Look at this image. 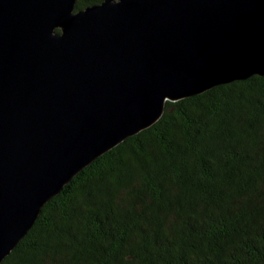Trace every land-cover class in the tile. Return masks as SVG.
<instances>
[{
    "label": "water",
    "instance_id": "95a60500",
    "mask_svg": "<svg viewBox=\"0 0 264 264\" xmlns=\"http://www.w3.org/2000/svg\"><path fill=\"white\" fill-rule=\"evenodd\" d=\"M75 2L0 0V263L166 102L264 76V0Z\"/></svg>",
    "mask_w": 264,
    "mask_h": 264
},
{
    "label": "trees",
    "instance_id": "16d2710c",
    "mask_svg": "<svg viewBox=\"0 0 264 264\" xmlns=\"http://www.w3.org/2000/svg\"><path fill=\"white\" fill-rule=\"evenodd\" d=\"M0 264H264V76L166 102L45 203Z\"/></svg>",
    "mask_w": 264,
    "mask_h": 264
},
{
    "label": "bare ground",
    "instance_id": "6f19581e",
    "mask_svg": "<svg viewBox=\"0 0 264 264\" xmlns=\"http://www.w3.org/2000/svg\"><path fill=\"white\" fill-rule=\"evenodd\" d=\"M76 3V2H75ZM101 3V2H100ZM99 4V3H98ZM75 6V5H74ZM57 30H59V29H57Z\"/></svg>",
    "mask_w": 264,
    "mask_h": 264
}]
</instances>
